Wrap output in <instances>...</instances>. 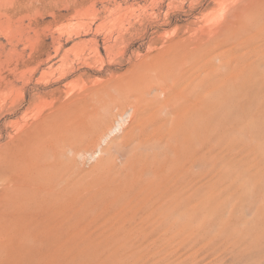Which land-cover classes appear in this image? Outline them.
I'll return each instance as SVG.
<instances>
[{"label": "rangeland", "instance_id": "1", "mask_svg": "<svg viewBox=\"0 0 264 264\" xmlns=\"http://www.w3.org/2000/svg\"><path fill=\"white\" fill-rule=\"evenodd\" d=\"M59 2L60 0H0V151L7 148L10 139L25 125L60 108L73 109V101L82 94L84 96L79 98L92 99L93 103L95 101L91 97L96 93L106 98L108 104L107 98L112 97L111 105H107L110 108L104 111V119L107 121L97 139L92 140L89 130L78 129V121L73 122L76 120L74 116L65 119L63 123L65 130L61 127L64 131L61 129L60 134L66 138L60 144L62 147L60 149L63 150L61 155L65 161L63 173L66 174L65 178L72 181L82 178L93 182L96 176L123 164L125 152L128 153L127 149H129L126 145L130 140H127L134 139L140 125L138 120L133 121L137 119L139 105L135 104L133 99L135 97L132 95L133 98L129 95V98L120 96L121 90L118 89L132 78L140 64L149 62V59L153 60L152 54L155 55L168 48L167 44L171 41L189 39L198 33L202 36H200L202 39L196 43L201 42L199 48L211 46L207 45V42L203 43V40L208 41L209 30L224 21L225 15L232 14V10V20L233 17H237L234 14L237 15L248 9L249 12L261 16L260 19L264 22V0H74L70 3L61 0L62 4ZM74 8L77 10L79 8V11L84 8L88 13L83 10L85 16L79 11L78 15H75L77 10L75 11ZM75 18L81 20L79 27L84 25L72 31L77 27ZM259 32L250 37V41L253 45L257 44V47L255 45L247 47L232 39L235 43H230L229 40L222 42L223 44L217 43L206 57L205 70L202 72L217 73L220 67L221 73L218 72L216 80L208 81L205 77V81L203 78V84H210L211 91L216 94L231 88L232 101H221L214 116L212 110L206 107V103L203 102L199 108V111L200 109L202 111L199 116L201 119L204 116L202 122L207 128L203 129L205 132L201 144V158L199 157V164L196 166V170L200 169L199 184L202 185L196 194L188 192L184 200L186 202L180 207L171 208L161 215L159 220L154 219V221L150 220L152 216L147 215L142 205L138 207L141 201L135 205V200H127L128 197L125 201L121 199L120 202L114 203L113 199L104 193V195H95L96 199L93 200L92 194L97 190L93 185H91L93 188L86 187L87 189L82 190L81 194L78 193L77 198V195H73L75 199L72 196L62 200L64 197L61 196L58 197L61 200L55 198L50 201L52 205L48 203L41 207L26 206L28 209L26 210L25 207L24 209L30 212L25 213L27 217L22 213L25 211L19 210L20 212L17 213L18 211L12 212L8 209L10 215L4 217L8 221L4 226L8 233L5 231L7 234L5 233L6 236L3 235L2 238L7 241H0L4 253L3 256L0 251V257L3 256L2 259L0 258V264H80V262L81 264H264V142L260 143L262 137H258L264 130V127H259L264 126V119L261 120V115L260 125L256 123V116V118L251 117V113L253 115L255 109H258L256 105L264 106V102L262 103L264 61L258 60L262 56L264 58V34L262 35L264 31L262 30L261 34ZM257 36L263 37L260 39ZM176 45L179 47L182 43ZM236 52L247 57L240 64L245 71L234 75L229 84L223 80L225 71L220 63ZM149 54H151L150 58H148ZM250 58V63H247V59ZM247 98L251 99L246 100ZM239 99L242 103L238 101ZM224 103L227 105L225 106ZM134 104L138 107L134 108ZM261 109H258V112ZM245 111L249 112L247 116ZM253 118L256 119L255 122L251 121ZM214 120L217 123H213L211 126L214 127L210 128L209 123ZM117 123L121 124L120 129L112 131L111 134L109 130ZM133 125L134 127L137 125V128L135 129ZM257 125L259 129L262 128L258 133L260 135L253 132L259 131L256 130ZM68 126L72 128H70L72 132L66 131ZM128 127L130 129L127 130ZM251 127L255 129L251 130ZM83 131L87 132L84 134ZM251 132L257 135H252L255 138L253 141L250 140ZM258 141L262 146L256 143ZM255 143L258 146H253ZM106 197L109 201H106ZM99 200L105 204L98 202ZM58 202L61 204L59 203V208L55 209L54 206L56 207L55 204ZM49 206L52 208L50 209ZM1 207L0 210L3 209ZM65 212L71 217L67 216L68 214L65 216ZM41 213H44L43 216ZM18 215L20 217H17ZM33 216L34 222H32ZM48 216L49 218L45 219ZM12 217L14 219L11 220ZM17 223L19 226L16 225V229L27 226L28 231L26 228L23 230L20 228L16 232L23 231V235L12 234V236V232L9 231L15 232ZM53 224L55 225L52 226ZM78 253L81 257L82 255L85 257H82L86 259L84 262Z\"/></svg>", "mask_w": 264, "mask_h": 264}, {"label": "bare ground", "instance_id": "2", "mask_svg": "<svg viewBox=\"0 0 264 264\" xmlns=\"http://www.w3.org/2000/svg\"><path fill=\"white\" fill-rule=\"evenodd\" d=\"M52 1H54V0H52ZM73 1L74 0H67V2H69V3L73 2ZM64 2H65V0H64ZM9 3H11V2H9ZM59 3L62 4L63 1L61 3V0H60ZM71 4H73V3H71ZM75 4L76 3L74 2V6H75ZM7 5H9V4L7 3ZM10 5H12V3ZM76 10H77V8L75 9V11ZM83 10H84V8H83ZM240 10H242V9H240ZM245 10H244L245 14L243 13L244 12L243 10H242L243 12H239L240 14L239 13H237V15L234 14V16H237V17H233L234 18L233 20H232L233 10H232L231 11L232 14H230V13H229V15H228V13L226 14L228 17H226V15H225L224 21H222L220 24H218L216 26H213L214 28L209 30V32H210L209 37H208L209 39H208V41L203 40V43L207 42V45H211V46H207L206 48L200 49L199 43H201V42H199L198 44H196V43H197V41H200L202 39L201 38L202 36L199 35V33H198L199 36L194 34L189 39L184 38V40L181 39V41H171V43L167 44L168 48L164 49L163 51L161 50L160 52L156 53L155 55L152 54V56H154L153 60L149 59V62L142 63L137 67L132 78H130L126 84H122L121 89H118V90H121L120 96L129 98L132 95L135 97V98H133L131 96L133 99H135V102H136L135 104L139 105V112H138V115L136 117L137 119L136 120L133 119V121L135 122L138 120L140 122V125H138L139 127L137 129L135 137L133 136L134 139H132V140L128 139L127 140V141L130 140V142L128 144L126 143L127 144L126 148H128V146H129V149H127L128 153L125 152L123 164L118 166L116 169H114L112 171H109L107 173L104 172L105 174H101V175L96 176L93 182H91L90 180H83L82 178L75 180V181H72L71 179L64 177V175H66L63 173V171L65 169V161L61 155L63 150L60 149V148H62V147H60V144L66 138L62 137L63 135L61 136L60 130L63 128V125H64L63 123L66 121L65 119L68 116H71V117L74 116V117H76V120L74 119L75 121H73V122L77 123V121H78V127L77 128L78 129L83 128L84 130L86 129L87 131L89 130L88 132H91L89 134H91L92 140L94 138L97 139L96 137L99 136L100 132L103 129L104 123H106V121H107L104 119V114H105L104 111H105V109L107 111V109L110 108V107H107V105L109 106V104H110V100L112 98L111 96H108L109 98L111 97L110 99L107 98V100H109V104H108L107 103L108 101H106V98L105 99L102 98V96H100L98 93H96L95 95H92V97H91L94 99V101H95L94 103L92 102V99L86 100V98H79L80 96H84V94H82L80 96L76 95L77 97L78 96L79 97L76 98L77 100L75 99L73 101V103H72V107L74 104L73 109L70 108L71 109L70 110L68 107V108H65L66 110L64 108H60L58 110H55V111H53V112H51V113H49L43 117H40L37 120L29 123L28 125H25L18 133H16L15 136L10 139V142H8L7 148L4 147L5 149L0 151V183H1L0 184V202H2L0 206L3 207V209L0 210V241H7V240L2 239V238H4L3 235H5V233L8 231V230H6V228H4L5 223L8 222L7 220H5L7 218H4V217H7V215L9 217V215H10L8 209H11L12 212L18 211L17 213L20 212L19 210L25 211V212H22L25 215V213L29 212V210H28V212H26V210L29 208V205L32 207L45 206L48 203H51L50 201L54 200L55 198L57 200V198L61 197V196L64 197L62 200H64L66 197L72 198L73 195H75V196L77 195L76 196V198H77L78 195L81 194V192H83L82 190H84L86 187L90 188L91 185H93V187L95 186L97 188V190H94L93 194L91 192L92 196L94 197V198H92L93 200L96 199L95 195H99V194L104 195L105 194L106 196L111 197V199H113L114 203H117L116 201L120 202L121 199H123V201H125V199L128 197L129 198L127 200H130V201H132V199L135 200L134 201V202H136L135 205H137V202L141 201V204H138V207L142 205L144 210H146L147 215L152 216V218H150V220L153 219L152 221H154V219L157 220L161 215H163L164 213H167L171 208L180 207L184 202H186L184 200H185V196L187 195L188 192H191V193L195 192V194H196V192L199 190V188L201 189V186H202L199 184V182L201 181V177H199V175H201L199 173L200 169L196 170V166L199 164L198 159L201 156L200 154L202 152L201 144H203L202 143L203 142V133L205 132V130H203V129L207 128V126H203L204 123L202 122V119L204 118V116L202 119L200 118L199 113H200L201 109L199 111V108L201 107L203 102L206 103L207 104L206 107L212 110L213 116H214L215 110H217L218 106L221 105L222 102H225V101L227 102V100L232 101V89L231 88L224 89L225 91H223V89H222V91H223L222 93L218 92L216 94V93H213V90L211 91L212 87L210 84H207V85L203 84V82H204L203 78L205 81H206L205 77L208 78V81L214 80L215 77H217L218 72L221 73L220 67H218L217 73H215V72H210V73L206 72L205 74L203 73L204 72L203 70H205L204 66L207 62L206 57L208 56V54L211 51H213L212 49H214V46L217 43H220V42L222 43L225 41L228 42V40L231 41L230 43H232V42L235 43V41H232V39L236 40V42H238V43L241 42V44H244V46H247V47L253 46L254 47L255 44L253 45V42L250 41V37L252 34H254L256 32L258 33V31H260L259 34H261L262 30L264 31V25H263L264 22L260 19L261 16H259L258 14H255L254 12H251V11L249 12L248 9H245ZM78 11H79V8L75 12L76 13L75 15H78L77 14ZM82 11L80 9L79 12H81L82 15L84 14L83 16H85L84 11H86V13H88L87 10H84L83 11L84 13ZM257 11H258V9H257ZM75 15L73 14V16H75ZM80 16H81V14H80ZM75 20H76V18H75ZM76 21H75L76 23L75 22L74 23L77 27L75 26L76 29L72 28L73 29L72 31H76L77 28L80 29L84 25L82 22V24H83L82 27H79V25H81V20H79V21L76 20ZM263 34H264V32H262V35ZM204 35H205V33H204ZM255 37H256V35H255ZM258 37L259 36H257V38ZM262 37H259V38L261 39ZM181 38H182V36H181ZM178 40H180V39H178ZM160 43H162V42H160ZM180 43H182V45L177 47L176 44H180ZM259 44H260V42H259ZM172 45H173V47H172ZM224 45H226V44H224ZM219 47L220 46H218V48ZM255 47H257V44L255 45ZM154 48H155V46H154ZM216 48L217 47H215V49ZM157 51H158V49H157ZM150 55L151 54H149L148 58H150ZM262 57L261 58L259 57L260 59H258V60L263 59V61H264V58H262ZM146 58H147V56H146ZM246 58L247 57L244 56V54L236 52L235 55L227 57L222 62L220 61L221 62L220 65L224 66L223 71H225L224 72L225 75L223 77V80H226V82H229V84H230L231 83L230 81L233 80L231 78L234 75L239 74V73L240 74L243 73V71H245V70L241 68L240 64H242ZM150 60H152V61H150ZM253 60H252V62H253ZM247 61H248L247 63H250L251 58H250V60L247 59ZM257 80H259V79H257ZM263 83H264V81H263ZM224 85H226V84H224ZM217 86H219V84H217ZM229 86H231V85H229ZM243 91H245V90L243 89ZM249 91H250V88H249ZM249 91H248V93H249ZM239 93H240V90H239ZM256 93H258V92H256ZM89 94H90V92H89ZM102 94H103V92H102ZM259 94H260V92H259ZM128 95H129V97H128ZM234 95H236V94H234ZM78 99H80V100H78ZM113 99H114V97H113ZM250 99L251 98H249V99L247 98L246 100H250ZM123 100H124V98H123ZM238 101H241V100L239 99ZM252 101H253V99H252ZM263 102L264 101H262V103ZM240 103H242V101ZM224 104H222V105H224ZM134 105H132V106H134ZM226 105H227V103L225 104V106ZM136 106L137 105H135L134 108ZM257 106H261V107L259 108ZM61 107H63V106H61ZM244 107L246 108V104H244ZM207 108L206 109L204 108V109L208 110ZM256 108H258V109L262 108L259 111L262 113L264 112V111H262V110H264L263 104L262 105H256ZM219 109H220V107H219ZM258 109L257 110L255 109V111L257 113L254 112L253 115L251 113V117L252 116L254 118L257 117L256 123L260 124L264 119V118H262V117H264L263 116L264 113L260 114V112H258ZM134 112L136 113V111H134ZM247 112H246L245 116L248 115ZM225 114H227V113H225ZM261 115H262V117H261ZM219 116H220V114H219ZM208 117H206V118H208ZM216 117H218V116H216ZM260 117H261L262 121L260 120ZM254 118L251 119V121L253 120V122H255L254 120H256V119H254ZM258 119H259V121H258ZM213 123L216 124L217 122H215V120L213 122L211 121L209 123L210 128L214 127V126L213 127L211 126ZM250 123H252V122H250ZM256 123H255V125H256ZM120 125L121 124L117 123V125L113 126L109 130V132H111V134H112V131L120 129ZM66 126H67V124H66ZM136 126L134 127V125H133V127L135 129L137 128ZM258 126L259 125H257V127L254 126V127H256V130H258L259 127H264L262 125L259 127ZM254 127L253 128L251 127L250 129L251 130L255 129ZM67 128H66V131L70 130L72 132L71 127H69L68 129ZM77 128L76 129L73 128V130H77ZM128 129H130V128L128 127L127 130ZM250 129H248V130H250ZM261 130H262V128L259 129V131H253V132H256L258 134ZM209 131H207V132H209ZM83 132H84V134L86 133L85 131H83ZM253 132H251L252 134H249L251 136V138H250L251 141L255 140V138L252 137ZM76 133L78 135V132H76ZM79 133H81V132H79ZM256 133H254V134L256 135ZM63 134L66 135L67 133L63 132ZM260 134H258V135H260L258 137H260V138L262 137L261 140H264V136H262V134H264V130H262L260 132ZM209 135H210V133H209ZM255 135H253V136H255ZM60 136H61V138H60ZM206 136H208V135H206ZM69 138H71V140H73L72 137H69ZM69 138H68V140H69ZM87 139H88V137H87ZM261 140H260V143H263L264 141H261ZM208 142L210 143V141H208ZM256 143L260 144L259 141ZM256 143L253 146H258ZM111 145H113V144H111ZM263 145H264V143H263ZM76 146H77V144H76ZM119 146H121V144ZM124 146H125V144H124ZM260 146H262V145L260 144ZM109 148H110V146H109ZM63 149L65 150L66 148H63ZM120 149H121V147H120ZM230 149H232V148H230ZM103 150H106V149H103ZM117 150H119V149L117 148ZM83 151H84V149H83ZM69 152H70V150H69ZM108 153H109V150H108ZM78 154H80V153H78ZM69 156H70V154H69ZM110 157H111V152H110ZM65 159L67 160V158H65ZM71 159H73V158H71ZM105 165H107V164H105ZM70 168H71V166H70ZM101 171H103V170H101ZM66 172H68V171H66ZM246 172H248V171H246ZM75 178H76V176H75ZM3 181H4V183H3ZM62 181H63V183H61ZM93 187H91V188H93ZM86 195L87 194H85V196ZM73 198H74V196H73ZM58 199H60V198H58ZM92 199H91V202H92ZM106 199H107V197H106ZM108 199L106 201H109ZM136 200H138V201H136ZM71 201H74V200L71 199ZM60 202L55 204L56 205V207L54 206L55 209L59 208ZM98 202H100V200ZM75 203H76V201H75ZM77 203H79V201ZM100 203H104V202H100ZM57 204H58V207H57ZM87 204H85V205H87ZM92 204H93V202H92ZM108 204L114 205V204H110V203H108ZM108 204H106V206ZM119 204L120 203H118V205ZM51 205H52V203H51ZM79 205H80V203H79ZM26 206H28V208H26ZM67 206L71 207L69 205H67ZM24 207L26 208V210L24 209ZM83 207H84V205H83ZM49 208L51 209L52 207L49 206ZM54 208L52 209V211L54 210ZM47 209H46V211H48ZM66 209H67V207H66ZM73 210L72 211L69 210V211L73 212ZM69 211H68V213H69ZM32 212H34V210ZM146 213H145V215H146ZM12 214H14V213H12ZM38 214H40V213H38ZM43 214L41 213L42 216H43ZM67 214L65 212V216ZM32 215H33V213L31 214V217H32ZM60 215H59V217H60ZM62 215H63V212H62ZM25 216L27 217V215H25ZM67 216L71 217V215H69V214ZM13 217H15V216H13ZM13 217L11 218V220L14 219ZM17 217H20V216L18 215ZM39 217H40V215H39ZM39 217H38V219H39ZM33 218H34V220L32 222L35 221L34 216H33ZM48 218H49V216L45 219H48ZM64 218H67V217H64ZM146 218H148V217H146ZM24 221H25V219H24ZM38 221H40V220H38ZM19 222H21V221L19 220ZM47 222H49V221H47ZM53 222H54V220H53ZM10 224H11V222H10ZM16 225H18V223L15 224V232H16V230H19L21 228V227L19 228L18 227L19 225H18L17 226L18 229H16ZM21 225H23V224H21ZM37 225H38V222H37ZM54 225L55 224H53L52 226H54ZM35 227H34V229L37 228V227L36 228ZM44 227H45V224H44ZM11 228H10V230H11ZM25 228L22 227L20 230H23ZM26 231H28V229ZM9 232L10 233L12 232L11 235L14 234V236H15L16 234H19V235L22 234L23 231H19L20 233L19 232L15 233L14 231L11 230ZM31 233H34V232L31 231ZM37 233L38 234L40 233L39 230ZM31 235H33V234H31ZM19 237L22 238L21 236H19ZM38 237L40 238V236H38ZM12 238L13 237H11V239ZM24 238H26V237H24ZM32 240H35V238H32ZM36 241H38V240H36ZM53 242H51V243H53ZM20 246H21V243H20ZM22 246H24V244ZM41 246H43V245H41ZM2 247H3V245L0 244V251H2L1 250ZM39 248H40V246H39ZM38 249H36V250H38ZM59 249H61V248H59ZM40 250H42V249H40ZM44 250H43V252H44ZM84 250H85V248H84ZM82 252H84V251H82ZM2 253H3V251H2ZM22 253L25 255L24 252H22ZM80 253H81V251H80ZM80 253H78V254H80ZM19 255H21V254H19ZM58 255H60V254H58ZM101 255H98V257H100ZM3 256H4V253H3ZM3 256H2V258H3ZM42 256H44V255H42ZM61 257H62V255H61ZM80 257H81V254H80ZM82 257H84V256L82 255ZM82 257H81V259H82ZM102 257H104V256H102ZM35 258H36V256H35ZM112 258H114V257H112ZM82 260L84 262V260H86V259H82ZM42 261H44V260H42ZM80 264H81V262H80Z\"/></svg>", "mask_w": 264, "mask_h": 264}]
</instances>
